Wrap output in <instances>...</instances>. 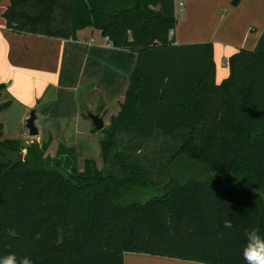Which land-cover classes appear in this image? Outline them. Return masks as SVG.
<instances>
[{"label": "trees", "instance_id": "1", "mask_svg": "<svg viewBox=\"0 0 264 264\" xmlns=\"http://www.w3.org/2000/svg\"><path fill=\"white\" fill-rule=\"evenodd\" d=\"M2 18L12 33L61 40L92 28L135 53L136 62L120 111L100 131L103 173L89 159L79 171L74 149L63 143L50 158V138L26 147L1 141L0 125V256L123 264L124 253H136L245 264L246 233L256 228L264 236V203L231 172L238 164L264 180V54L238 50L216 84L211 43L175 44L172 0H10ZM5 88L0 83V94ZM10 105L0 104V112ZM157 136L175 144L170 162L183 156L205 174L172 177L167 170L165 183L154 181L122 151L121 137ZM123 190L131 198L122 200Z\"/></svg>", "mask_w": 264, "mask_h": 264}, {"label": "crops", "instance_id": "2", "mask_svg": "<svg viewBox=\"0 0 264 264\" xmlns=\"http://www.w3.org/2000/svg\"><path fill=\"white\" fill-rule=\"evenodd\" d=\"M9 2L10 0H0V83L6 85L0 94V104L11 103L8 109L0 112L2 140L15 141L22 135L20 129L19 133L13 136V131L1 120V117L12 116L14 106L18 105L21 109V115L18 117L27 118L32 109H35L36 117H59L60 115H55L61 109L59 104L68 100L64 94L76 92V85L72 83L81 81V71L90 58L95 60L94 63H97L96 59L103 61V66L106 64L109 72H106L104 80L101 79L95 89L83 91L85 109L87 107L91 114L99 117L116 116L124 100L130 74L136 62V54L134 53V65L129 70L127 84H121L125 69L124 54L129 51L113 47L100 31L92 28L78 30L76 40L12 33L6 29L2 18V13ZM175 18L176 26L172 36L176 45L195 43L213 45L216 84H220L228 77L227 60L238 50L264 54L263 0H241L236 7L231 6V0H186L184 10L182 9ZM59 67L61 69L65 67L66 71L60 82L57 81L58 73L55 74ZM73 72H78V78L69 75ZM119 82L121 85H117ZM78 109L76 105L74 112H66L65 115L81 117ZM37 120L38 118L36 122ZM40 127V131L45 128L43 125ZM40 131L35 137L39 143L46 140ZM23 137L25 140L19 141L27 144L30 138L28 133ZM51 144L52 141L46 155L54 158L56 154L54 156L49 154ZM63 144L76 150L77 154L80 152L78 145L73 142L66 141ZM123 264L197 263L124 253Z\"/></svg>", "mask_w": 264, "mask_h": 264}, {"label": "rangeland", "instance_id": "3", "mask_svg": "<svg viewBox=\"0 0 264 264\" xmlns=\"http://www.w3.org/2000/svg\"><path fill=\"white\" fill-rule=\"evenodd\" d=\"M185 1L186 0H183V10ZM179 13L180 12L175 14V16L177 17ZM124 56L125 69H123L124 75L122 77L121 84H127V78L130 72L129 70L131 66L134 65L133 61L135 57L133 52H127L126 54H124ZM96 60L97 63H94L95 60H92L90 58L81 71V81H79L78 83H72L74 86L76 85V92L68 91L69 94H64L66 95L65 99H68L66 100L68 103L65 101L61 103V101L63 100L62 97L64 95L61 96V104H59L61 109L58 113L55 114L60 116L37 117L38 120L36 122V127L39 131L41 125L45 127L41 129L40 133L42 137L50 138V141H52L51 149L49 151V154L51 156H54L56 154L58 145L60 143H64L66 141L73 142L80 148V152H78V154L76 153L75 164L77 169L79 171H82L84 168L85 160L89 159L93 160L95 162L94 167L97 168L100 173H103L105 165L101 159V149L99 145V141L102 139L103 134L101 132H93L92 123L87 117L88 114H91L92 112H90L87 107L85 109V101L82 94L86 89H89V91L95 89L98 86L99 82L102 81L101 79L104 80L103 77L105 76L106 72H109L107 65L105 64L103 66V61L101 62L99 61V59ZM65 67L63 69L59 67L55 70V74L58 73V82H60L61 79L63 80V76L66 73ZM69 75L71 77L75 76L78 78V72H73V74L69 73ZM55 80L56 79L54 78V81ZM121 84L119 82L117 85ZM76 105H78V110L82 114L81 117H74L73 115L66 116V112H74ZM19 115H21V109L17 105L13 108L12 116L1 117V120L2 122H4L6 127L13 131V136L15 134H18L19 130L21 129L22 135L19 137V140H25V137L23 136L27 135V131L25 129L26 118L18 117ZM101 118L104 122L105 127H107L110 123L111 117ZM85 123H87L88 126H86ZM21 142V144L25 147L30 145L31 143H36L39 146L42 143L37 142L35 138H28L27 144L24 141ZM121 143L122 151L131 155L132 159L138 160V162H140L142 166H144L146 169H149L152 173L154 181H163L165 183L168 177L167 170L168 172H170L172 177L201 178L202 175L205 174L203 167L199 166L194 160L186 159L183 156H178L173 159L172 162H170V159L172 157V148L175 144L159 136L155 137L153 140L143 142L132 141L127 137H121ZM133 147H135V151ZM24 155L25 151L20 153L21 157H23ZM231 175L233 176V178H235V181L238 183V185L243 189L259 193L264 203L263 179H260L253 172H246L242 170L238 164L233 167ZM131 195V193L125 192L124 190L119 192V197L122 200H128L129 198H131Z\"/></svg>", "mask_w": 264, "mask_h": 264}, {"label": "clouds", "instance_id": "4", "mask_svg": "<svg viewBox=\"0 0 264 264\" xmlns=\"http://www.w3.org/2000/svg\"><path fill=\"white\" fill-rule=\"evenodd\" d=\"M225 229L233 227L231 219H225L223 222ZM246 243L242 249V259L245 264H264V236L258 229L253 228L245 236ZM0 264H32L28 256H17L9 252L7 255L0 256Z\"/></svg>", "mask_w": 264, "mask_h": 264}, {"label": "water", "instance_id": "5", "mask_svg": "<svg viewBox=\"0 0 264 264\" xmlns=\"http://www.w3.org/2000/svg\"><path fill=\"white\" fill-rule=\"evenodd\" d=\"M88 119L91 121L92 126L96 132H100L104 129V122L101 117L96 114H88ZM36 112L32 109L25 120V129L27 130L28 136L30 138H35L39 135V131L35 125L36 122Z\"/></svg>", "mask_w": 264, "mask_h": 264}, {"label": "built area", "instance_id": "6", "mask_svg": "<svg viewBox=\"0 0 264 264\" xmlns=\"http://www.w3.org/2000/svg\"><path fill=\"white\" fill-rule=\"evenodd\" d=\"M174 13H178L182 11L183 0H172Z\"/></svg>", "mask_w": 264, "mask_h": 264}]
</instances>
